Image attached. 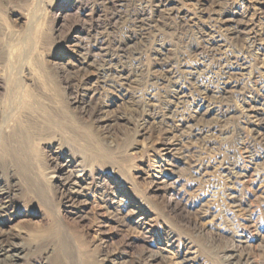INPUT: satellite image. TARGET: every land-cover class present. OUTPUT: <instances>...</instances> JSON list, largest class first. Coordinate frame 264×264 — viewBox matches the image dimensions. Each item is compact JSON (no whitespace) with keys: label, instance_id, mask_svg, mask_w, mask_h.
Segmentation results:
<instances>
[{"label":"rangeland","instance_id":"1","mask_svg":"<svg viewBox=\"0 0 264 264\" xmlns=\"http://www.w3.org/2000/svg\"><path fill=\"white\" fill-rule=\"evenodd\" d=\"M0 253L264 264V0H0Z\"/></svg>","mask_w":264,"mask_h":264},{"label":"bare ground","instance_id":"2","mask_svg":"<svg viewBox=\"0 0 264 264\" xmlns=\"http://www.w3.org/2000/svg\"><path fill=\"white\" fill-rule=\"evenodd\" d=\"M239 63V62H238ZM238 63H236V64H238ZM109 66V65H108ZM109 70V69H108ZM176 71V70H175ZM234 74V73H233ZM237 74V73H236ZM116 80V79H115ZM109 86V85H108ZM251 108V107H250ZM254 122V121H253ZM234 170V169H233ZM71 176H73V175H71ZM74 177V176H73ZM71 178V177H70ZM72 184V183H71ZM78 183H75V185H77ZM73 185V184H72ZM71 185V186H72ZM69 188V187H68ZM71 189V188H70ZM73 189V188H72ZM241 209V208H240ZM2 243V242H1ZM8 243V242H7ZM1 254L2 253H0V256H1ZM12 256V255H11ZM7 258V257H6ZM11 259H12V257H11ZM8 262H10V261H7V264H8Z\"/></svg>","mask_w":264,"mask_h":264}]
</instances>
